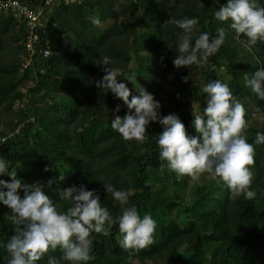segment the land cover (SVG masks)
I'll list each match as a JSON object with an SVG mask.
<instances>
[{
    "label": "trees",
    "instance_id": "1",
    "mask_svg": "<svg viewBox=\"0 0 264 264\" xmlns=\"http://www.w3.org/2000/svg\"><path fill=\"white\" fill-rule=\"evenodd\" d=\"M18 1L43 8V14L25 68L27 21L11 9L0 12V157L22 184L41 183L60 211L69 204L58 200L55 189L84 185L96 191L115 221L121 208L106 193V181L129 192V206L156 222L152 243L131 252V260L130 250L117 243L118 223L108 235L90 233L94 258L87 264H264V144L254 145L249 166L255 197L229 199L226 185L207 173L178 179L166 167L161 170L166 162L155 143L163 130L158 122L146 126L143 142L124 140L111 128V119L129 109L95 85L104 75L95 63L103 53L120 69L117 78L130 89L129 99L138 95L136 87H144L160 102L161 115L177 114L186 133L196 135L193 111L203 114L207 96L201 85L219 79L244 107L242 134L252 143L256 132L264 133V100L245 86L244 76L264 67V41L249 45L247 37L229 27L230 21L213 18L227 0H79L77 6ZM258 3L264 7V0ZM93 15L105 24L103 29L89 22ZM184 17L198 18L196 36L207 31L211 37L222 27L224 42L203 64L176 68L172 60L182 30L172 19ZM128 76L137 79L130 82ZM118 104L120 111L114 114ZM60 175L65 179L59 180ZM49 179L55 180L51 187ZM18 191L22 197L23 190ZM10 215L0 203V264L7 262L4 245L17 227ZM61 252L50 248L36 264L59 259Z\"/></svg>",
    "mask_w": 264,
    "mask_h": 264
},
{
    "label": "clouds",
    "instance_id": "2",
    "mask_svg": "<svg viewBox=\"0 0 264 264\" xmlns=\"http://www.w3.org/2000/svg\"><path fill=\"white\" fill-rule=\"evenodd\" d=\"M213 18L230 21L229 27L236 34L247 37L249 45L264 41V7L258 0H227L213 12ZM87 19L93 25L101 23L95 15ZM172 23L182 30L177 35V54L172 60L176 68L203 64L224 42L222 27L216 28V34L211 37L207 31L196 36L199 31L197 17L173 18ZM95 63L102 66L104 73L95 81L96 87L110 91L129 109L123 117L114 115L111 119V128L124 140L143 142L146 126L158 122L163 130L156 135L155 143L159 158L166 162L161 170L166 167L178 179L183 175L207 173L210 179L218 178L226 185L229 199L241 195L245 199L255 197V190L249 187L252 181L249 166L254 163V145L264 144V133L258 131L252 143L247 141L242 134L246 128L245 109L233 97L227 83L215 79L201 85L200 90L207 94L205 107L203 114L193 111L191 123L196 135H190L177 114H160V102L144 87H136L138 95L129 99L130 89L117 78L120 69L111 66L110 56L99 53ZM126 79L132 82L137 78L128 76ZM183 79L186 82L188 78ZM244 84L264 100V67H257L250 77L245 74ZM112 111L118 113L120 105ZM4 175L10 180L0 179V203L11 210V221L17 225L4 245L8 254L6 264H36L50 248L57 247L62 250L61 256L59 259L50 257L48 264H60V261L87 264L94 258L90 233L108 235L114 222L118 223L120 233L117 243L120 248L130 250V260L131 252L152 243L156 225L153 217L148 213L141 216L135 205L129 206V192L117 190L104 180L106 193H110L121 208L115 221L109 210L101 205L96 191L84 185L55 189L58 200L69 204L66 211H60L54 200L45 194L41 183L22 184L17 173L10 171L5 159L0 157V176ZM58 179L62 181L65 177L60 175ZM54 182L49 179L47 184L51 187Z\"/></svg>",
    "mask_w": 264,
    "mask_h": 264
},
{
    "label": "built area",
    "instance_id": "3",
    "mask_svg": "<svg viewBox=\"0 0 264 264\" xmlns=\"http://www.w3.org/2000/svg\"><path fill=\"white\" fill-rule=\"evenodd\" d=\"M59 1H63L69 4H79V0H46V5H52ZM11 9L13 12H16L20 17L24 18L27 21L29 28V38L26 42L27 50L29 51V61H26L24 67L27 68L30 65L31 58L34 55V47L39 37L36 33L40 19L43 14V8H30L27 5L20 3L18 0H0V12ZM50 52L46 51L45 55H49ZM1 139V138H0ZM4 141V139H1Z\"/></svg>",
    "mask_w": 264,
    "mask_h": 264
},
{
    "label": "rangeland",
    "instance_id": "4",
    "mask_svg": "<svg viewBox=\"0 0 264 264\" xmlns=\"http://www.w3.org/2000/svg\"><path fill=\"white\" fill-rule=\"evenodd\" d=\"M77 5H79V4H76V6H77ZM108 24L111 25V22H108ZM104 25H105V24H104ZM104 25H102V26H101V25L96 26V27H97V30H99L100 28L103 29V26H104ZM201 179H202V177H201Z\"/></svg>",
    "mask_w": 264,
    "mask_h": 264
}]
</instances>
